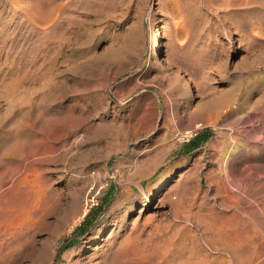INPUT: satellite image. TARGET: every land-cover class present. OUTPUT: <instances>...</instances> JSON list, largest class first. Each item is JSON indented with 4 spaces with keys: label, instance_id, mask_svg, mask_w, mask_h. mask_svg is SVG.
I'll return each mask as SVG.
<instances>
[{
    "label": "rangeland",
    "instance_id": "374dc122",
    "mask_svg": "<svg viewBox=\"0 0 264 264\" xmlns=\"http://www.w3.org/2000/svg\"><path fill=\"white\" fill-rule=\"evenodd\" d=\"M263 150L264 0H0V206L23 207L0 264H120L138 241L148 256L127 264H180L150 254L169 235L225 264L208 227L228 191L264 264Z\"/></svg>",
    "mask_w": 264,
    "mask_h": 264
},
{
    "label": "bare ground",
    "instance_id": "6f19581e",
    "mask_svg": "<svg viewBox=\"0 0 264 264\" xmlns=\"http://www.w3.org/2000/svg\"><path fill=\"white\" fill-rule=\"evenodd\" d=\"M39 8V7H38ZM37 14H38V12H37ZM170 17V16H169ZM160 54V48L158 47L157 48V52H156V54L155 55H159ZM162 55V54H161ZM155 57V56H154ZM30 71H32V70H30ZM12 72V71H11ZM4 75V74H3ZM47 126H49V125H47ZM51 129V128H50ZM37 132V131H36ZM36 139V138H35ZM38 139H40V138H38ZM38 139H36V140H38ZM37 142V141H36ZM41 143V142H40ZM51 143V142H50ZM34 144H35V142H34ZM33 145V144H32ZM36 145H37V143H36ZM48 145V144H47ZM29 146H31V145H29ZM51 147V146H50ZM14 148H15V146H14ZM18 148L20 149V146H18ZM22 148V147H21ZM30 148V147H29ZM48 148V147H47ZM44 149V148H43ZM42 149V150H43ZM27 150V149H26ZM29 150L30 149H28V151H25L26 153H28L29 152ZM48 150H50V148L48 149ZM51 150H53V149H51ZM256 150V149H255ZM264 151V150H263ZM3 152H6L5 150L3 151ZM24 152V153H25ZM32 152V151H31ZM8 153V152H7ZM17 153V152H16ZM22 153V152H21ZM55 153V152H54ZM3 155V154H2ZM25 155V154H24ZM27 155V154H26ZM24 158H26V157H24ZM246 158V157H245ZM2 159V158H1ZM21 159H22V157H21ZM20 159V160H21ZM39 159V158H38ZM235 159V158H234ZM17 160V159H16ZM240 160V159H239ZM9 161V160H8ZM17 161H19V160H17ZM37 161H39V160H37ZM5 162V161H4ZM3 162V163H4ZM16 162V161H15ZM20 162V161H19ZM239 162V161H238ZM249 162V161H248ZM12 164V163H11ZM32 164V163H31ZM236 165H237V163H235ZM246 164H248V163H246ZM245 164V165H246ZM6 165V164H5ZM8 165H10L9 163H8ZM8 165L6 166L7 168H8ZM28 165V164H27ZM27 165H26V167H27ZM233 165V164H232ZM14 165L12 164V168L14 169V167H13ZM16 166V165H15ZM18 166V165H17ZM35 166V165H34ZM34 166H33V168H34ZM38 166V165H37ZM36 166V167H37ZM238 166V165H237ZM32 167V166H31ZM234 167H235V165H234ZM241 167V166H240ZM251 168V165L250 166H248V168ZM30 168V167H29ZM32 168V169H33ZM37 168H39V167H37ZM237 168V167H236ZM235 168V169H236ZM244 168V167H243ZM247 167H246V170H247V172H248V170L250 169H248ZM26 169V168H25ZM228 169V168H227ZM238 169H239V167H238ZM3 170V169H2ZM7 170V169H6ZM9 170H11L10 168H9ZM15 170V169H14ZM31 170V169H30ZM230 170H232V169H230L229 168V171ZM234 170V169H233ZM240 170V169H239ZM243 169H241L240 171H242ZM245 170V169H244ZM5 171V170H4ZM251 171V170H250ZM249 171V172H250ZM254 171V170H253ZM3 171H1V173H2ZM6 172H10V171H6ZM6 172H4V173H6ZM12 172V171H11ZM30 172V171H29ZM34 172H35V168H34ZM36 172H37V170H36ZM231 172V171H230ZM22 173H23V171H22ZM229 172L227 171V174H228ZM235 173V172H234ZM233 173V174H234ZM244 173V172H243ZM242 173V174H243ZM9 174V173H8ZM12 174V173H11ZM10 174V175H11ZM14 174V173H13ZM33 174V173H32ZM232 174V173H231ZM232 174V175H233ZM236 174H237V172H236ZM251 174V173H250ZM257 174V173H256ZM4 175V174H3ZM2 175V176H3ZM23 175V174H22ZM26 175V172H25V174H24V176ZM31 175V174H30ZM35 175V174H34ZM245 175V174H244ZM246 175H247V173H246ZM249 175V174H248ZM255 175V174H254ZM6 176V175H5ZM9 176V175H8ZM14 176V175H13ZM21 176V175H20ZM32 176V175H31ZM235 176V175H234ZM237 176V175H236ZM238 176H240V175H238ZM242 176V175H241ZM261 176V175H260ZM11 177V176H10ZM28 176H26V178H27ZM233 177V176H232ZM13 178H15V176L13 177ZM12 178V179H13ZM32 178V177H31ZM39 178H41V177H39ZM231 178V177H230ZM236 178V177H235ZM241 178V177H240ZM249 178H252V177H249ZM4 179V177L2 178V177H0V186L4 183V181L5 180H3ZM33 179V178H32ZM43 179H45V178H43ZM227 179V178H226ZM238 179V178H237ZM31 180V179H30ZM29 179L27 180V179H24V177L23 178H21V177H16V180H15V182H16V184H17V186L19 187V186H21V187H23V186H30L31 185V183H32V181H30ZM247 180V179H246ZM34 181V180H33ZM36 181V180H35ZM40 181V180H39ZM38 181V182H39ZM45 181H46V179H45ZM238 181V180H237ZM241 181V180H240ZM14 182V183H15ZM228 182V181H227ZM242 182V181H241ZM250 182V181H249ZM12 183V182H11ZM35 183H37V182H35ZM41 183V182H40ZM46 183V182H45ZM229 183V182H228ZM254 183V182H253ZM33 184V183H32ZM39 184V183H38ZM37 184V185H38ZM41 184H43V183H41ZM226 184V183H225ZM231 184V183H230ZM242 184V183H241ZM12 185H14V184H12ZM11 185V186H12ZM232 185V184H231ZM243 185H245V184H243ZM15 186V185H14ZM13 186V187H14ZM33 187H34V185H32ZM252 186V185H251ZM16 187V186H15ZM14 187V188H15ZM20 187V188H21ZM40 187V186H39ZM44 187H45V185H44ZM43 187V188H44ZM1 188V187H0ZM17 188V187H16ZM15 188V189H16ZM24 188V187H23ZM35 188H36V186H35ZM38 188V187H37ZM42 188V189H43ZM46 188V187H45ZM154 188V187H153ZM225 188H229V187H225ZM224 188V189H225ZM232 188V187H231ZM22 189V188H21ZM233 189H235V188H233ZM232 189V190H233ZM14 190V189H13ZM28 190H30V189H28ZM27 190V191H28ZM37 190H39V188L37 189ZM41 190V189H40ZM226 190V189H225ZM252 190V189H251ZM19 191V190H18ZM22 191V190H21ZM26 190H24V192H25ZM32 191H33V189H32ZM43 191V190H42ZM217 191V190H216ZM220 192H221V190H219ZM237 191H239V190H237ZM249 191V190H248ZM23 192V194H25ZM28 192H31V191H28ZM34 192V191H33ZM49 192V191H48ZM222 192H223V190H222ZM241 192V191H240ZM7 193V192H6ZM5 193V194H6ZM14 193L16 194L17 192H15L14 191ZM14 193L12 194V195H14ZM19 193V192H18ZM40 193H41V191H40ZM217 193V192H216ZM215 193V194H216ZM0 194H1V192H0ZM4 194V193H3ZM9 194V193H8ZM7 194V195H8ZM22 194V193H21ZM32 194V193H31ZM33 194H36V193H33ZM62 194V193H61ZM218 194V193H217ZM216 194V195H217ZM244 194V193H243ZM242 193H235V194H232V193H229V191H228V194H227V197H228V200L229 201H232V202H234V204L232 205V206H234L233 207V210L231 211V213L230 214H228V215H226V216H223V217H226V220L224 219L222 222H220V224H214L213 223V225H216L215 227H213V226H211V227H208V228H210V230L212 229L214 232V234H216L217 236H219V238L221 239V243L223 244V246H218L219 248L221 247L222 248V251H223V248L225 249L224 251L225 252H227V255L230 257L229 259L230 260H228L227 259V261L225 262V259L223 260L224 262H225V264H257V262H256V260H254L253 259V257L251 258V255H250V252H255L254 251V240H255V237H260V236H255V231H257L256 229L255 230H253L251 227H250V224H249V220L247 219V217L246 216H249L248 214H244V213H242L239 209V207H238V204L236 203V201H238L240 198H241V196L243 195ZM2 195V194H1ZM6 195V196H7ZM3 196H5V195H3ZM10 197H13V196H11V194L9 195ZM8 196V197H9ZM15 196V195H14ZM19 197L21 196V195H18ZM27 196V195H26ZM35 196V195H34ZM37 196H39V197H41L39 194H37ZM220 196V195H219ZM244 196V195H243ZM1 198H2V196H0ZM23 197V196H22ZM28 197V196H27ZM26 197V198H27ZM221 197H224V196H221ZM0 198V199H1ZM15 198V197H14ZM13 198V199H14ZM21 198V197H20ZM19 198V199H20ZM42 198V197H41ZM54 198V197H53ZM245 198H247V197H245ZM9 199V198H8ZM7 199V200H8ZM30 199V198H29ZM34 199V198H33ZM37 199H38V197H37ZM224 200L226 199L225 197L223 198ZM24 199L22 198V201L21 200H17L18 202H20V204L22 203V202H24L23 201ZM31 200V199H30ZM30 200H29V202H30ZM181 202V204L180 205H183L182 204V201L183 200H181V197H180V199H179ZM223 200V201H224ZM227 200V199H226ZM1 201H4V199L3 200H1ZM5 201H6V199H5ZM25 201H26V199H25ZM37 201H39V199L37 200ZM41 201V200H40ZM9 202H11L10 200H9ZM28 202V201H27ZM41 202H43V201H41ZM178 201H175V203H177ZM220 202H222V201H220ZM224 202H226V201H224ZM7 203V202H6ZM12 203V202H11ZM13 203H15V202H13ZM26 203V202H25ZM34 203V202H33ZM37 203V202H36ZM38 203H40V202H38ZM208 203V202H207ZM223 203V202H222ZM221 203V204H222ZM228 203V202H227ZM226 203V204H227ZM253 203V202H252ZM251 203V204H252ZM255 203V202H254ZM0 204H1V202H0ZM31 204V203H30ZM178 204V203H177ZM218 204V203H217ZM216 204V205H217ZM232 204V203H231ZM239 204H240V202H239ZM245 204V203H244ZM4 206H7L6 204H5V202H4V204H3ZM12 205V204H11ZM11 205H9V206H11ZM15 205H16V203H15ZM24 205V204H23ZM22 205V206H23ZM27 205V204H26ZM25 205V206H26ZM29 205V204H28ZM28 205H27V207H28ZM31 205H33V204H31ZM174 205V204H173ZM172 205V206H173ZM219 205V204H218ZM227 205H229V204H227ZM241 205V204H240ZM257 205V204H256ZM19 206H21V205H19ZM37 206V205H36ZM52 206V205H51ZM222 206H224V205H222ZM221 206V207H222ZM230 206L231 205H229V209H231L230 208ZM248 206V205H247ZM14 208H9V207H2V206H0V239L2 238V237H4V238H8L9 237V235L11 234V231L12 232H14V229H12V228H14L13 227V225L14 224H16V223H14V222H16L17 221V219L19 218V216H22L23 215V213L20 215V213L22 212H19L20 210H22V208L20 209V210H18L17 208H19L18 206H17V208H15V206H13ZM175 207V206H174ZM190 207H192V206H190ZM220 207V208H221ZM224 207H226V205L224 206ZM242 207V206H241ZM253 207V206H252ZM185 208V207H184ZM211 208V207H210ZM245 208V207H244ZM248 208V207H247ZM255 208V207H254ZM25 209V208H24ZM175 209H177V207L175 208ZM178 209H180V208H178ZM177 209V210H178ZM183 209V208H182ZM181 209V210H182ZM189 208H187V210H188ZM193 209V208H192ZM223 209V208H222ZM225 209H227V208H225ZM225 209H224V212H225ZM243 209V208H242ZM256 209V208H255ZM30 210H31V208H30ZM30 210H29V212H30ZM180 210V211H181ZM209 210H211V209H209ZM212 210H214V209H212ZM221 210V209H220ZM244 210V209H243ZM260 210V209H259ZM25 211H27V210H25ZM32 211V210H31ZM33 211H34V209H33ZM188 211H191V210H188ZM196 211V210H195ZM198 211V210H197ZM200 211H201V209H200ZM227 211H228V209H227ZM245 211V210H244ZM256 211V210H255ZM179 212V211H178ZM187 212V211H186ZM193 213H194V209H193V211H192ZM211 212V211H210ZM84 213H85V211H84ZM84 213H82L81 214V216H80V218L83 216V214ZM180 213V212H179ZM178 213V214H179ZM184 213H185V211H184ZM183 213V214H184ZM198 212H196V214H197ZM213 213V212H212ZM215 213V212H214ZM221 213V212H220ZM226 213V212H225ZM224 213V214H225ZM258 213V212H257ZM262 213V212H261ZM187 214V216L188 215H191V214H188V212L186 213ZM195 214V213H194ZM193 214V215H194ZM204 214V213H203ZM200 215V217L201 216H204V215ZM251 214V213H250ZM25 215V214H24ZM35 215V214H34ZM162 215V214H161ZM175 215H176V213H175ZM205 215H207V214H205ZM220 215V214H219ZM223 215V214H222ZM221 215V216H222ZM251 215H254V214H251ZM261 215V214H260ZM264 215V214H263ZM27 216V215H26ZM33 216V215H32ZM184 216H186L185 214H184ZM208 216V215H207ZM218 216V215H217ZM255 216H256V214H255ZM29 217V216H28ZM39 217V216H38ZM197 217H199V216H197ZM214 217H215V215H214ZM218 217H220V216H218ZM217 217V218H218ZM258 217V216H257ZM22 218V217H21ZM79 218V219H80ZM189 219H190V217H188ZM193 218V217H192ZM191 218V219H192ZM195 218V217H194ZM202 219H203V217H201ZM200 218V219H201ZM209 218H211L210 217V215H209ZM208 218V219H209ZM252 219H255V218H253V217H251ZM184 219H186V217L184 218ZM188 219V220H189ZM200 219H199V221H196V223L198 222V224H199V222H201L200 221ZM201 219V220H202ZM206 219V216H205V218H204V220ZM212 219V218H211ZM214 219V218H213ZM220 218H218V220H219ZM222 219V218H221ZM261 219H262V216H261ZM19 220H20V218H19ZM196 220V219H195ZM197 220H198V218H197ZM210 220V219H209ZM207 221V222H211V221ZM217 219H215V221H216ZM264 220V219H263ZM149 221V220H148ZM187 221V220H186ZM189 221H191V220H189ZM220 221V220H219ZM219 221H217V223L219 222ZM260 221V220H259ZM262 221V220H261ZM22 222H23V220H22ZM21 222V220L19 221V224L20 223H22ZM30 222V221H29ZM77 222V221H76ZM79 222V221H78ZM188 222V221H187ZM204 222H206V220L204 221ZM213 222H214V220H213ZM250 222H252V221H250ZM253 222H254V220H253ZM14 223V224H13ZM262 223V222H261ZM73 224H75V222L73 223ZM145 224V223H144ZM146 224H147V222H146ZM205 224V223H204ZM253 224V223H252ZM256 224V226H258L257 225V222L255 223ZM263 224V223H262ZM22 225V224H21ZM197 225V224H196ZM208 226L209 225H211V224H207ZM16 226V225H15ZM17 226H19V225H17ZM30 226V225H29ZM74 226V225H73ZM159 226V225H158ZM192 226V225H191ZM201 226V225H200ZM255 226V225H254ZM260 226V225H259ZM16 228V227H15ZM161 228V227H160ZM164 227H162V229H163ZM169 228V227H168ZM256 228V227H255ZM73 229V228H72ZM137 229V228H136ZM152 229H154V228H152ZM159 229V228H158ZM162 229H160V230H162ZM165 229H167V228H165ZM206 229V228H205ZM261 229V228H260ZM16 231L18 230V229H15ZM23 230V229H22ZM21 230V231H22ZM70 230V229H69ZM138 230V229H137ZM149 230V229H148ZM157 230V229H156ZM160 230H158V231H160ZM169 230H171L170 228H169ZM180 230H182V229H180ZM207 230H209V229H207ZM206 230V231H207ZM155 231V230H154ZM157 231V232H158ZM162 231H164V229L162 230ZM203 231H204V229H203ZM206 231H205V233H206ZM23 232V231H22ZM133 232H134V230H133ZM143 232V231H142ZM153 232V231H152ZM156 232V231H155ZM168 232V231H167ZM170 232V231H169ZM178 232H179V229H178ZM211 232V231H210ZM261 232V231H260ZM15 233V232H14ZM138 233V232H137ZM140 233V232H139ZM164 233H166V232H164ZM163 232H162V234H164ZM174 233V232H173ZM172 233V234H173ZM212 233V232H211ZM257 233H259V232H257ZM18 234V233H17ZM135 234V233H134ZM146 234V233H145ZM176 234V232L174 233V235ZM182 234V233H181ZM187 234V233H186ZM208 234V233H207ZM263 234V233H262ZM137 235V234H136ZM153 235V234H152ZM177 235V234H176ZM212 235V234H211ZM216 235H213V237L215 238V236ZM259 235V234H258ZM6 236H8V237H6ZM132 236H134V235H132ZM138 236V235H137ZM140 236H141V234H140ZM150 236V235H149ZM155 236H157V235H155ZM166 236H168V235H166ZM184 236V235H183ZM216 236V237H217ZM16 237V236H15ZM131 237V235H129V238ZM139 237V236H138ZM138 237H137V239H138ZM142 237V236H141ZM153 237V236H152ZM173 238V236H171V235H169L167 238H165L164 240H162L161 242H159V243H157V244H155V246L152 248V247H150L149 249L150 250H152V252H150V254L151 253H156V252H159V253H163V256H164V254H166V255H169V253H171L172 251H174L175 252V250L178 252V256H179V258L181 259L180 260V264H194L193 263V261H191L190 259H189V254H185V251H187V250H183V248H181V249H179V247H178V245L179 244H181V243H175L173 240H174V238ZM177 237V236H176ZM185 237V236H184ZM209 237V236H208ZM207 236H206V238H208ZM212 237V236H211ZM30 238V237H29ZM157 238V237H156ZM160 238H162V237H160ZM219 238H215V239H213V240H216L217 239V242L219 241L218 239ZM16 239V238H15ZM132 239V238H131ZM180 239H181V236H180ZM209 239L211 240V238L209 237ZM209 239H207V241H209ZM261 239V238H260ZM145 240H147V238L145 239ZM148 240H149V237H148ZM175 240H176V238H175ZM205 240V239H204ZM257 240V239H256ZM259 240V239H258ZM5 241V240H4ZM133 240H131V242H132ZM143 241V240H142ZM151 241V240H150ZM150 241H148V242H150ZM155 241V240H154ZM178 241V240H177ZM181 241V240H180ZM207 241H205V242H207ZM3 242V241H2ZM1 242V243H2ZM7 242H8V240H7ZM130 242V241H129ZM130 242V243H131ZM134 242V241H133ZM136 242V241H135ZM134 242V243H135ZM139 242V241H138ZM138 242L137 243H135V244H131L130 246H127V245H125V246H122V247H120L119 246V249L115 252V254L117 255V258H118V260H119V263L121 264H123V263H128V259H140V258H142V259H144L143 257L145 256V255H147L146 254V252L148 251V249H146L147 247H149L148 245H147V247H146V245L145 244H143V245H145V246H142V244H138ZM204 242V243H205ZM213 242V241H212ZM18 243H19V241H18ZM129 243V244H130ZM145 243H146V241H145ZM209 243H210V241H209ZM214 243H216V241H214ZM214 243H213V247H212V249L214 248ZM256 243H257V241H256ZM261 243V245L262 244H264V242L262 243V242H260ZM128 244V243H127ZM149 244V243H148ZM150 244H151V242H150ZM153 244V243H152ZM141 245V246H140ZM207 246H208V244H206ZM217 245H220V243L218 242V244ZM256 245V244H255ZM258 245V244H257ZM196 246H198L197 248H198V250H199V245H196ZM260 246V245H259ZM201 247V246H200ZM206 247V246H205ZM209 247H211V246H209ZM215 247H216V249H218L217 248V246L215 245ZM152 248V249H151ZM189 248H191V247H189ZM195 248V247H194ZM194 248H192V249H194ZM188 249V248H187ZM191 249V250H192ZM203 250H204V246H203V248H202ZM258 249V248H257ZM263 249V248H262ZM190 250V249H189ZM195 250V249H194ZM194 250H192V252L194 253ZM201 250V249H200ZM214 251H215V249H213ZM221 250V249H220ZM256 250V249H255ZM264 250V249H263ZM262 250V251H263ZM196 251V250H195ZM206 251V250H205ZM204 251V252H205ZM217 251V250H216ZM197 252V251H196ZM198 252H202V251H198ZM209 252V251H208ZM218 252V251H217ZM148 253V252H147ZM209 253H211V252H209ZM214 253V252H213ZM220 253V252H219ZM219 253H217V254H219ZM223 253V252H222ZM221 253V254H222ZM251 253V254H252ZM262 253V252H261ZM114 254V255H115ZM157 254V253H156ZM172 254V253H171ZM177 254V253H176ZM190 254H191V251H190ZM202 254V253H201ZM206 253H204V255H205ZM208 254V253H207ZM224 254V253H223ZM162 255V254H161ZM165 255V256H166ZM186 255H188V256H186ZM255 255V254H254ZM254 255H252V256H254ZM258 255V254H257ZM131 256V257H130ZM148 256V255H147ZM151 256V255H150ZM158 256V255H157ZM175 256V255H174ZM191 256H192V254H191ZM190 256V257H191ZM199 256H201V255H199ZM203 256V255H202ZM213 256H215V255H213ZM212 256V257H213ZM262 256V255H261ZM114 257V256H113ZM176 257V256H175ZM174 257V258H175ZM204 257V256H203ZM207 257V256H206ZM205 257V258H206ZM209 257V256H208ZM207 257V258H208ZM217 257H218V255H217ZM223 257V256H222ZM257 257V256H256ZM114 258H116V257H114ZM113 258V259H114ZM117 258H116V260H117ZM161 258V257H160ZM167 258V257H166ZM172 258V257H171ZM170 258V259H171ZM194 258H196V257H194ZM193 257H192V260L194 259ZM200 259H201V257H199ZM210 258V257H209ZM208 258V259H209ZM112 259V260H113ZM162 259H164V258H162ZM176 259H178V258H176ZM197 259V258H196ZM204 259V258H203ZM208 259H207V261H208ZM213 259H214V257H213ZM212 259V260H213ZM217 259V258H216ZM215 259V260H216ZM220 259V258H219ZM259 259H260V257H259ZM262 259V258H261ZM117 260V261H118ZM165 260V259H164ZM173 260H175V259H173ZM195 260V259H194ZM254 260V261H253ZM111 261V260H110ZM127 261V262H126ZM170 261V260H169ZM172 261V260H171ZM176 261V260H175ZM174 261V262H175ZM206 261V259L204 260V262ZM219 262H221L220 260H218ZM263 261V260H262ZM262 261H260L261 263H262ZM116 262V261H115ZM133 262V261H132ZM195 263H197V264H200L201 262L203 263V261L202 260H199V259H197V261H194ZM260 262H259V264H260ZM177 263V262H176ZM179 263V262H178ZM201 263V264H202ZM208 263V262H207ZM210 263V262H209ZM223 263V262H222ZM116 264H118V263H116ZM171 264V263H170Z\"/></svg>",
    "mask_w": 264,
    "mask_h": 264
},
{
    "label": "built area",
    "instance_id": "2783aa9c",
    "mask_svg": "<svg viewBox=\"0 0 264 264\" xmlns=\"http://www.w3.org/2000/svg\"><path fill=\"white\" fill-rule=\"evenodd\" d=\"M177 135H179V138H181L182 140H189L192 136V130H189L186 133H177Z\"/></svg>",
    "mask_w": 264,
    "mask_h": 264
}]
</instances>
